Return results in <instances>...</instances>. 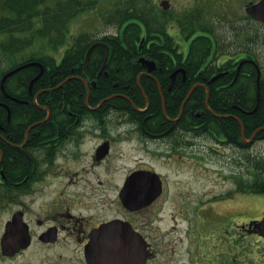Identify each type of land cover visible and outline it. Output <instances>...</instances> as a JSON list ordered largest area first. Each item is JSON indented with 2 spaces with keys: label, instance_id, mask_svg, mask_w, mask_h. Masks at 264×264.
Wrapping results in <instances>:
<instances>
[{
  "label": "flooded vegetation",
  "instance_id": "1",
  "mask_svg": "<svg viewBox=\"0 0 264 264\" xmlns=\"http://www.w3.org/2000/svg\"><path fill=\"white\" fill-rule=\"evenodd\" d=\"M150 4L151 30L142 37L137 53L147 44L152 64L147 70L133 62L139 68L134 78L137 88L132 79L119 77L122 62L106 61L101 69L109 52L105 38L118 33L115 23L108 33L88 24L72 31L70 22L61 41L40 36L32 50L36 55L18 45L7 70L37 61L46 75L32 81L39 66H24L0 89V210L6 215L0 262L95 264L86 255L88 246L98 242V229L116 221L141 237L148 252L145 264H153L154 245L167 243L171 234L170 218L160 225L159 211L169 187V172L161 168L186 156L188 111L181 102L189 89H197L198 99L204 101L247 98L252 97L250 90L248 95L242 88L238 94L233 91L253 80L256 98L258 69L260 97L264 0H151ZM36 24L42 25L39 19ZM50 33L54 36L55 31ZM77 45L84 51L82 57L64 62L65 53L75 54ZM93 50L104 55L101 62L97 54L90 60L98 68L97 76L89 78L86 66ZM62 64L69 67L63 77ZM204 106L198 116L191 112L203 116L194 127L201 130L199 137L239 151L264 140L254 139V131L252 141H246L251 135L244 134L241 116L250 110L232 104L215 113L209 104ZM207 113L222 122H239L241 144L234 145L227 131H202ZM113 161L121 164L120 174ZM226 193L233 196L235 188ZM34 248L39 251L31 253Z\"/></svg>",
  "mask_w": 264,
  "mask_h": 264
},
{
  "label": "rangeland",
  "instance_id": "2",
  "mask_svg": "<svg viewBox=\"0 0 264 264\" xmlns=\"http://www.w3.org/2000/svg\"><path fill=\"white\" fill-rule=\"evenodd\" d=\"M93 1L95 9L75 17L70 29L88 24L94 30L112 33V23L103 18L116 7V0ZM7 35L0 33V41H5ZM6 66L7 60L1 58L0 68ZM248 155L251 159L264 158V140L239 151L218 147L205 137L188 135L184 159L173 160L168 169L161 168L169 172V187L159 211L163 217L160 225L163 227L170 218L172 229L167 243L154 245L153 264H264V237L253 233L247 223L248 219L264 215V193L236 192L230 197L226 193L235 188L236 180L249 182L253 178V163ZM115 165L120 174L121 164ZM5 216L0 210V232ZM38 251L34 248L30 252Z\"/></svg>",
  "mask_w": 264,
  "mask_h": 264
},
{
  "label": "trees",
  "instance_id": "3",
  "mask_svg": "<svg viewBox=\"0 0 264 264\" xmlns=\"http://www.w3.org/2000/svg\"><path fill=\"white\" fill-rule=\"evenodd\" d=\"M151 0H116V7L111 9L108 15L104 18L105 22L115 23L118 25V33L113 36H107L105 38L109 47L108 63L109 62H122V70L119 77L132 79V84L136 85L134 78L137 76L139 68L134 66L137 63L136 58L139 54L148 56L147 44L143 43L141 50L138 52L137 47L141 37H148L151 30V20L149 18V12L152 9L150 4ZM95 1L93 0H3L0 3V33L8 34L7 40L0 41V60L1 57H6L11 51H14L13 45L28 46L33 42L34 37L43 36V38H56L61 41L63 38L62 31L68 29L69 22L74 19L80 12L88 9H93ZM38 18L41 22V26L35 25V19ZM159 21V20H157ZM159 22H157L158 24ZM55 31L54 36L50 33ZM15 34H21L22 36H15ZM75 54L72 55L70 51H67L64 55V62H68L75 55L81 58L83 49L77 45ZM100 56L101 62L103 53L97 50H93L89 61L95 56ZM34 55V54H32ZM119 55L121 59H119ZM78 58V59H79ZM88 61V63H89ZM95 62L86 66L89 78L96 77L97 66ZM132 63V64H131ZM134 64V65H133ZM6 68H0V76L5 72ZM81 70V69H80ZM60 76H66L69 71L67 65H60ZM46 74H42L44 77ZM109 75V74H108ZM84 76V75H83ZM254 73L252 74V77ZM144 77V76H142ZM142 79V78H141ZM142 82V80H140ZM246 85L236 86L233 92L239 93V89L242 88L245 95H248V91L252 93V97L239 98L238 96L232 99L222 100H208V104L211 109L217 112H224L232 108V104H235L243 109L251 110L256 102L254 97L255 84L252 81H246ZM104 86H108L107 83H102ZM81 85V84H80ZM261 94L259 103L254 112L241 116L242 125L244 126V134L251 135L254 131V139H264V85H260ZM80 92L84 93V88L81 85ZM110 91V90H108ZM145 91L147 89L145 88ZM197 89L192 91L186 99L183 109L188 111L187 126L193 134H200L201 130L194 128L199 124V118L194 117L191 112H197L200 109L205 108L204 100L198 99ZM226 94H231L230 91ZM0 99L2 94L0 92ZM173 103V102H172ZM173 105V104H172ZM206 118V119H205ZM204 118L206 128L202 131L212 132L213 130L222 133L227 131L231 142L234 145H240V133L241 125L239 122L234 121L232 123L222 122L223 119L217 118L212 114L207 113ZM219 121V122H218ZM259 128V129H258ZM243 146V145H242ZM253 163V178L249 182L245 180H236L237 189L243 191H250L256 193H264V158H250Z\"/></svg>",
  "mask_w": 264,
  "mask_h": 264
},
{
  "label": "water",
  "instance_id": "4",
  "mask_svg": "<svg viewBox=\"0 0 264 264\" xmlns=\"http://www.w3.org/2000/svg\"><path fill=\"white\" fill-rule=\"evenodd\" d=\"M94 44H92L85 55V60H87L89 53ZM107 59V53L105 55L101 69L104 67ZM138 61L147 68L151 70L152 61L145 58L139 57ZM31 64H39L38 62H30L24 65H21L9 72H6L0 81V86L2 88L5 78L16 71L17 69ZM40 69L37 75L32 79L34 81L42 73V67L39 64ZM258 73V70H257ZM3 89V88H2ZM187 98V97H186ZM207 102V101H206ZM259 103V90H258V74H257V100L254 108L249 111V113L255 111ZM131 202L132 196H126ZM128 202V203H129ZM116 221H110L105 223L100 229L96 232L95 244H90L87 249V256L95 264H145L147 258L146 246L143 243L141 237L132 231L126 225H117ZM250 225H253L252 230L258 231L260 235L264 236V216L261 220H253ZM5 234L2 236L1 244L4 245Z\"/></svg>",
  "mask_w": 264,
  "mask_h": 264
}]
</instances>
